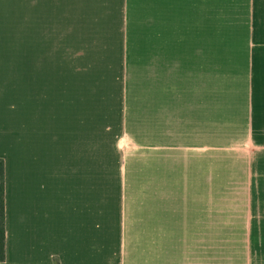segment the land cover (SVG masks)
<instances>
[{
  "label": "crops",
  "instance_id": "crops-1",
  "mask_svg": "<svg viewBox=\"0 0 264 264\" xmlns=\"http://www.w3.org/2000/svg\"><path fill=\"white\" fill-rule=\"evenodd\" d=\"M200 3L0 0V264H264V40Z\"/></svg>",
  "mask_w": 264,
  "mask_h": 264
},
{
  "label": "rangeland",
  "instance_id": "rangeland-1",
  "mask_svg": "<svg viewBox=\"0 0 264 264\" xmlns=\"http://www.w3.org/2000/svg\"><path fill=\"white\" fill-rule=\"evenodd\" d=\"M180 1L181 13L184 8L201 5V0H190L191 4L189 0ZM207 9L212 40H264V0H207ZM110 148L114 153L113 145ZM111 150L101 144V152L108 153L106 158H110Z\"/></svg>",
  "mask_w": 264,
  "mask_h": 264
},
{
  "label": "trees",
  "instance_id": "trees-1",
  "mask_svg": "<svg viewBox=\"0 0 264 264\" xmlns=\"http://www.w3.org/2000/svg\"><path fill=\"white\" fill-rule=\"evenodd\" d=\"M5 260L4 162L0 158V262Z\"/></svg>",
  "mask_w": 264,
  "mask_h": 264
}]
</instances>
